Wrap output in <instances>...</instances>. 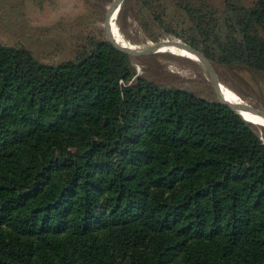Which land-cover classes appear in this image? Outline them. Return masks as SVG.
<instances>
[{
	"label": "trees",
	"instance_id": "obj_1",
	"mask_svg": "<svg viewBox=\"0 0 264 264\" xmlns=\"http://www.w3.org/2000/svg\"><path fill=\"white\" fill-rule=\"evenodd\" d=\"M133 2L223 84L264 76V0ZM97 13L56 24L57 57L0 37V264H264V127L138 75Z\"/></svg>",
	"mask_w": 264,
	"mask_h": 264
},
{
	"label": "rangeland",
	"instance_id": "obj_2",
	"mask_svg": "<svg viewBox=\"0 0 264 264\" xmlns=\"http://www.w3.org/2000/svg\"><path fill=\"white\" fill-rule=\"evenodd\" d=\"M115 1H108L106 26ZM101 2L102 0H0V37L9 44L21 43L37 56L42 57L47 53L51 54L52 51L54 56H61L64 53L53 49L59 41L56 24L69 26L72 22H87V6L90 4L98 8L95 28L99 31ZM116 16V28L127 43L145 40L147 34L138 24L133 0H122ZM152 45L155 44L151 42L145 47ZM133 64L142 77L155 82L174 84L203 97H210L209 93L213 85L205 68L196 61L185 57L152 53L137 56ZM221 70L229 83L223 84L225 88L235 91L250 103L264 108L263 75L244 70L226 68ZM247 110L249 111L248 108ZM261 131L264 136V130Z\"/></svg>",
	"mask_w": 264,
	"mask_h": 264
},
{
	"label": "water",
	"instance_id": "obj_3",
	"mask_svg": "<svg viewBox=\"0 0 264 264\" xmlns=\"http://www.w3.org/2000/svg\"><path fill=\"white\" fill-rule=\"evenodd\" d=\"M108 1L109 0H102L101 7H100V13H99V15H100L99 32H100L103 40L106 43H108L109 45H111L117 52H119L123 55L130 56V57H137V56H141V55H145V54H152V53H160V52H142L143 48L148 43H151L153 41L152 40L153 35L151 33H149L145 36V40H141L138 43L121 44V43L117 42L116 40L112 39L109 36V34L107 33V29H106V13H107V8H108ZM159 41L165 42L168 45V47L173 48L174 50H177V51H179V50L182 51L184 47L194 48L195 50H197L199 53L202 54V56L205 58L206 62L209 65H211L215 71V68H214L213 64L209 61V59L201 51H199L197 48L189 45L188 43H186L180 39L172 38V37L167 36V35H163ZM175 55L178 56L179 58H184V56H182L180 54H175ZM215 75H216L217 80L220 81L216 71H215ZM187 92H191V90H187ZM233 92H235V91H233ZM236 94L238 95L240 100H239V102H236L235 104L244 106V107L264 116V108H261L255 104H253V103H250L246 99L242 98L238 93H236ZM209 96H210L209 97L210 99H212V100H214V101H216V102H218L224 106H227V107L231 108L233 111H235V109L231 105L226 103L227 99L224 97V95L222 93V89H216V88L211 87ZM239 115L245 121L256 125L255 123H253L250 120L243 117L241 114H239ZM256 126H259V125H256ZM260 127H263V126H260Z\"/></svg>",
	"mask_w": 264,
	"mask_h": 264
},
{
	"label": "bare ground",
	"instance_id": "obj_4",
	"mask_svg": "<svg viewBox=\"0 0 264 264\" xmlns=\"http://www.w3.org/2000/svg\"><path fill=\"white\" fill-rule=\"evenodd\" d=\"M121 3H122V0H116L114 3V6L112 8V11H111V13L109 15V19H108L107 31H108L109 36L112 39H114L117 42L122 43V44H128L123 39L121 34L119 37V31L116 28V24H115V19L117 17L116 15L118 14V12L120 10ZM120 39H121V42H120ZM142 52H160V53L172 55V56H176L175 54H180V55L184 56L185 58H188V59H191L193 61L200 63L205 68V70L208 74L209 80H210L211 84L213 85V87L216 89H222V93H223L224 97L227 99L226 103L231 105L237 113L241 114L246 119L250 120L251 122L255 123L256 125L264 127V116L252 113L254 111H252L250 109L248 111L246 107L235 104L236 102H239V100H240L239 97L236 96V94L233 93L232 91H229L227 88H225L221 81L217 80L214 69L212 68L211 65H209L206 62L205 58L201 54L195 53L193 51L186 50V49H183L182 51H180V50L177 51V50H174L173 48L168 47V45L147 46V47L143 48Z\"/></svg>",
	"mask_w": 264,
	"mask_h": 264
},
{
	"label": "built area",
	"instance_id": "obj_5",
	"mask_svg": "<svg viewBox=\"0 0 264 264\" xmlns=\"http://www.w3.org/2000/svg\"><path fill=\"white\" fill-rule=\"evenodd\" d=\"M139 75V74H138Z\"/></svg>",
	"mask_w": 264,
	"mask_h": 264
}]
</instances>
